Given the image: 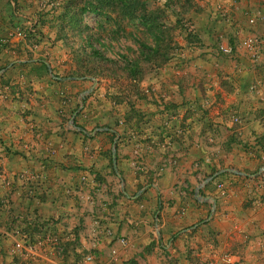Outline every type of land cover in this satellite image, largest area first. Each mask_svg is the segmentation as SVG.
I'll list each match as a JSON object with an SVG mask.
<instances>
[{
  "label": "crops",
  "instance_id": "crops-1",
  "mask_svg": "<svg viewBox=\"0 0 264 264\" xmlns=\"http://www.w3.org/2000/svg\"><path fill=\"white\" fill-rule=\"evenodd\" d=\"M21 1L0 0V264H224L225 254L264 264V23L251 28L232 10L264 12V0H201L191 17L208 60L192 63L187 87L166 82L159 117L180 134L167 148L122 139L114 158L78 127L20 113L12 88L38 91L42 79L35 47L15 32ZM250 33L262 37L254 62L239 45L223 56L209 44Z\"/></svg>",
  "mask_w": 264,
  "mask_h": 264
},
{
  "label": "rangeland",
  "instance_id": "rangeland-1",
  "mask_svg": "<svg viewBox=\"0 0 264 264\" xmlns=\"http://www.w3.org/2000/svg\"><path fill=\"white\" fill-rule=\"evenodd\" d=\"M89 2L98 12L82 9ZM200 3L201 0L21 1L16 10L28 13L16 21L15 32L35 47L31 57L37 60L38 67L33 72L38 80L42 79L36 86L38 91L33 85L12 88L16 99L25 103L23 111L18 106L17 110L30 125L58 123L78 127L87 132L81 135L88 142L96 139L111 146L115 142L117 148L122 139L139 140L167 148L180 133L173 131L168 118L160 121L162 109L170 107L166 82L187 87L189 78L195 77L193 72H198L192 63L206 61L209 56L197 50L205 45V39L191 17L200 11ZM259 4L245 9L235 6L232 10L252 28L264 23L263 3ZM215 8L225 22L230 19L224 3ZM251 18L253 24L249 23ZM217 24L225 26L224 22ZM251 36L255 43L249 50L244 43ZM260 37L255 33L243 39L235 37L231 46L219 44L221 37H210L209 44L223 56L233 55L234 46L239 45L254 62ZM221 46L229 47L231 53H223ZM135 65L136 72H130ZM38 92L41 97L36 99ZM40 110L48 116H38ZM156 113L160 117L157 121ZM155 124L160 131L156 138ZM110 153L111 149L105 152L106 158Z\"/></svg>",
  "mask_w": 264,
  "mask_h": 264
},
{
  "label": "built area",
  "instance_id": "built-area-1",
  "mask_svg": "<svg viewBox=\"0 0 264 264\" xmlns=\"http://www.w3.org/2000/svg\"><path fill=\"white\" fill-rule=\"evenodd\" d=\"M249 23L250 24H253L254 23V19H249ZM255 43V38L254 37H248L247 38V40H246V42L244 43L245 44V46L249 49V50H252V48H253V44ZM220 50L223 52V53H225V54H229V53H231V49L229 48V47H227V46H221L220 47ZM261 175L260 176H262V174H264L263 173V171L260 173ZM264 183V182H263ZM217 189L218 190H223V184L222 183H219V184H217ZM120 243L121 244H123V245H125V241L123 240V239H121L120 240ZM22 247V244L20 243V242H18L17 244H16V248H21ZM113 253H115V252H113ZM232 258H233V255L232 254H225V255H223L222 257H221V261L224 263V264H240V263H237V262H233L232 261ZM86 260L87 261H89L90 260V258H86Z\"/></svg>",
  "mask_w": 264,
  "mask_h": 264
},
{
  "label": "trees",
  "instance_id": "trees-1",
  "mask_svg": "<svg viewBox=\"0 0 264 264\" xmlns=\"http://www.w3.org/2000/svg\"><path fill=\"white\" fill-rule=\"evenodd\" d=\"M82 9L84 11L85 10H91L92 12H98L97 7L94 4H92L91 2L86 3L85 6ZM137 67H138L137 65L131 66L130 67V72L135 73L136 70L138 69Z\"/></svg>",
  "mask_w": 264,
  "mask_h": 264
},
{
  "label": "water",
  "instance_id": "water-1",
  "mask_svg": "<svg viewBox=\"0 0 264 264\" xmlns=\"http://www.w3.org/2000/svg\"><path fill=\"white\" fill-rule=\"evenodd\" d=\"M115 142L113 143V146H112V155H113V158H114V153H115Z\"/></svg>",
  "mask_w": 264,
  "mask_h": 264
}]
</instances>
